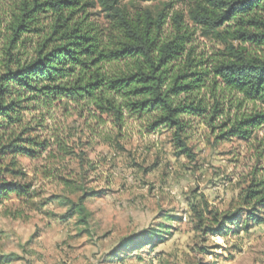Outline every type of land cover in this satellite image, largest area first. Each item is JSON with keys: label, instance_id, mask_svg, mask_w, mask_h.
I'll list each match as a JSON object with an SVG mask.
<instances>
[{"label": "rangeland", "instance_id": "obj_1", "mask_svg": "<svg viewBox=\"0 0 264 264\" xmlns=\"http://www.w3.org/2000/svg\"><path fill=\"white\" fill-rule=\"evenodd\" d=\"M122 5L130 12L163 10L160 40L173 36L172 18L180 14L194 58L208 62L223 49L192 27L184 3L168 9L162 0H123ZM87 12L89 20L106 26L97 10ZM236 102L223 103L224 114L212 124L203 117L187 118L192 161L177 154L171 130L152 129L145 117H126L115 139L110 121L103 117L105 123L96 127L73 105L22 111V127L32 130L22 138L36 137L47 146L35 157L0 156V180L29 186V195L10 194L0 203V264H264V222L248 221L252 208L242 200L264 158L255 159L254 139L245 143L221 135L227 119L257 110L250 103L237 108ZM84 192L87 229L76 216L64 217L65 200L76 202ZM192 205L204 218L216 211L231 220L222 233L205 234L207 223L198 227ZM254 208L264 219V208Z\"/></svg>", "mask_w": 264, "mask_h": 264}, {"label": "trees", "instance_id": "obj_2", "mask_svg": "<svg viewBox=\"0 0 264 264\" xmlns=\"http://www.w3.org/2000/svg\"><path fill=\"white\" fill-rule=\"evenodd\" d=\"M122 1L6 0L0 4V156L35 157L44 151L47 145L36 137L22 138L32 131L22 127V111L64 103L96 127L105 123V117L117 132L115 139L126 117H145L152 129L171 130L177 154L192 161L195 156L186 144L187 118L203 117L212 124L224 114L223 103L231 107L236 100L237 108L250 103L257 110L227 119L221 135L245 143L254 139V157L260 162L264 134L257 138L254 133H264V0H162L167 9L184 3L192 27L223 46L208 62L193 57L191 35L180 14L172 18L173 36L160 40L164 11L130 12ZM93 10L102 15L106 26L89 20L87 11ZM46 20L49 24L43 25ZM78 156L81 159L84 152ZM10 194L27 196L29 186L0 180V203ZM87 195L84 192L76 202L66 199L64 215L76 216L86 229ZM242 200L252 208L247 220L262 224L264 219L254 207L264 208V168H254ZM192 207L198 227L207 223L205 234L222 233L231 220L216 211L204 218L197 205Z\"/></svg>", "mask_w": 264, "mask_h": 264}]
</instances>
